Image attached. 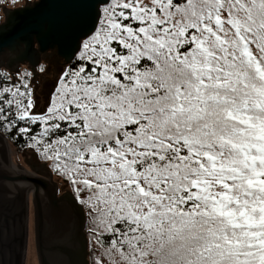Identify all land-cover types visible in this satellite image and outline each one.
Instances as JSON below:
<instances>
[{"label": "snow or ice", "instance_id": "6c2138e0", "mask_svg": "<svg viewBox=\"0 0 264 264\" xmlns=\"http://www.w3.org/2000/svg\"><path fill=\"white\" fill-rule=\"evenodd\" d=\"M30 7L0 24V137L64 189V264H264V0ZM46 39L65 58L38 104Z\"/></svg>", "mask_w": 264, "mask_h": 264}, {"label": "water", "instance_id": "95a60500", "mask_svg": "<svg viewBox=\"0 0 264 264\" xmlns=\"http://www.w3.org/2000/svg\"><path fill=\"white\" fill-rule=\"evenodd\" d=\"M33 3L4 8L0 24L10 19L16 27L23 25L33 15L30 7ZM50 51L60 59L59 63L64 62L63 49L47 39L32 44L31 62L37 67L41 58H47L46 53ZM5 143V137H0V264H24L28 190H32L38 264H64L67 260L64 250L80 247V239L73 240L78 225L75 211L68 199H61L64 194L57 196L56 186L53 184V189V182L43 166L22 168L8 155Z\"/></svg>", "mask_w": 264, "mask_h": 264}, {"label": "rangeland", "instance_id": "374dc122", "mask_svg": "<svg viewBox=\"0 0 264 264\" xmlns=\"http://www.w3.org/2000/svg\"><path fill=\"white\" fill-rule=\"evenodd\" d=\"M34 0H21L16 4V6L21 7L24 4H28ZM4 8L12 9L9 5L4 6ZM16 8V7H15ZM3 21V20H2ZM47 58H41L40 63L36 67V77H35V90H36V99L38 104H43L45 101V94L48 90L49 85L55 78L59 68L63 63H59L60 59L57 58L53 52H47ZM8 150V155L17 162L22 168L34 167V166H42V163L38 161V159L32 154V152L28 149L17 151L13 147ZM11 151V153H10ZM10 153V154H9ZM47 173V169H45ZM50 174L51 181L55 184L57 189V196L64 194V189L61 188L60 183L57 177L54 174ZM31 196V195H30ZM29 196V197H30ZM32 207V206H31ZM29 220L31 221V233L30 240H26V248H25V257L24 264H38L37 252H36V244H35V228L33 223V214L31 208L29 209ZM27 223V227H28ZM28 243V244H27Z\"/></svg>", "mask_w": 264, "mask_h": 264}, {"label": "trees", "instance_id": "16d2710c", "mask_svg": "<svg viewBox=\"0 0 264 264\" xmlns=\"http://www.w3.org/2000/svg\"><path fill=\"white\" fill-rule=\"evenodd\" d=\"M20 1L21 0H0V23L3 20V9H4V6L9 5L10 7L15 8V7H18V6H16V4L18 2H20ZM4 137H5L6 141H7V143L9 144V146L10 147H13L15 150L22 151V150H25L26 149V148H24L22 146V142H13V140L11 138H9L7 136H4ZM38 161H40V160L38 159ZM85 238L87 239L86 235H85Z\"/></svg>", "mask_w": 264, "mask_h": 264}, {"label": "bare ground", "instance_id": "6f19581e", "mask_svg": "<svg viewBox=\"0 0 264 264\" xmlns=\"http://www.w3.org/2000/svg\"><path fill=\"white\" fill-rule=\"evenodd\" d=\"M5 146L7 147V149L8 150H11L10 148V146H9V144L7 143H5ZM10 153H11V151H10ZM9 153V154H10ZM48 174V176H49V178H50V180H51V177H50V175H49V173H47ZM52 185H53V183H52ZM53 189H54V185H53ZM26 195H27V199H28V217H29V209L31 208V211H32V214H33V208L31 207L32 206V202H31V197H32V190H28L27 192H26ZM31 195V196H30ZM30 196V197H29ZM27 223H28V220H27ZM32 235V233H31V221L29 220V223H28V227H27V236H26V240L28 239V240H30V236ZM27 240V241H28ZM28 244V243H27ZM25 248H26V246H25ZM25 254V253H24ZM25 257V256H24Z\"/></svg>", "mask_w": 264, "mask_h": 264}]
</instances>
